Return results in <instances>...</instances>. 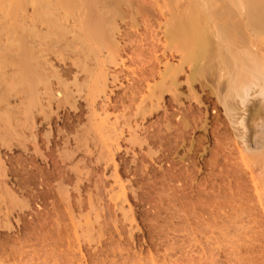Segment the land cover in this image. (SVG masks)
Here are the masks:
<instances>
[{
  "label": "rangeland",
  "instance_id": "374dc122",
  "mask_svg": "<svg viewBox=\"0 0 264 264\" xmlns=\"http://www.w3.org/2000/svg\"><path fill=\"white\" fill-rule=\"evenodd\" d=\"M76 1L82 4L90 0ZM262 1V6L264 8V0ZM99 2L105 7L101 10L106 11L104 17H112L113 0H99ZM138 5L142 6H138L140 12H138L139 15L137 14V24L133 27L129 25L126 26L124 20V22H121L122 19L128 21V17L127 19L124 17L120 20V16H116L118 18H116V22L120 31H123L122 33L124 34H128L129 37V40L126 42V38L119 36L121 33L114 35L116 41H119L120 45L116 50L117 52H115L117 56L112 54V52L110 54V51L107 50L94 51L95 53L91 51L87 53V55L84 50L80 48L82 45L81 42L85 40H79V44L77 41L76 44L73 45L75 47L72 46L73 49L79 47L80 52L77 51L76 53L75 50V53H73L74 50L71 49L72 47L70 48L72 52H67L65 50L69 47H64V50L60 52V54H55L54 50H57L56 47H53L52 49L54 50L49 51L47 54L45 53L46 55L40 56V60H45L52 67L51 69L54 68V70L60 71L70 68L72 70V78L68 77V79L66 78L67 80L65 79V82H67V85L70 87L68 90L74 88L72 86L74 82L72 81L75 80V77L73 76L77 75L76 81L81 83L80 87H82V90H78L79 92L77 91V94H75L76 91L73 89V92L75 91V108L69 107L70 105L68 106V104L59 108L52 106L49 107V109L46 108L47 113L53 117V121L46 120L43 122L42 119L39 118L37 123L39 124V121H42L43 124L39 129L34 128V125L28 122V127L23 134L25 138H20L19 135H17L18 132L14 127L13 120L12 122L10 121V117L12 116V118H14L15 113L18 112L17 109L19 105L18 100H16L17 96L13 95L14 90L12 91V89H10V92L6 90L7 93L1 92L3 96L1 94L0 98L5 97V100L1 99L0 101V264H264V214L259 196L253 188L255 184L254 178L256 175L258 177L260 171L255 165H247L248 160L246 161V159H244L246 156L249 158L251 155L255 154L254 152L263 151L264 149L263 137L262 140L260 138L262 141L261 146L255 143L256 140L261 137L260 125L262 118H264V103L261 101L259 102L258 99L253 98V95H250L249 101H252L253 104L252 102H247L248 104L246 107L249 109L253 107L254 110L258 111L260 116L258 119L252 121L251 118H249L248 109V112L245 113L247 117L245 116L244 119V123L248 127L247 130L245 129L246 132L242 129V126H238L235 123V125H231L230 122H228L227 126L224 125V128L221 123L224 115L222 107L217 105L216 108L212 104L215 99L214 97L212 98V95H208L209 99L206 100V96H204L206 95V91L198 90L196 91L197 99H190L187 97V93H189L188 90L186 91L183 89L185 87H181L179 92L182 91L183 97H181L182 95L180 96V101L184 106L190 105L191 107H195L199 115L203 117L198 115L200 117V121L197 125L198 127L196 126L195 129H190L185 134L184 141L182 139V142H180L181 139H176L177 142H172L174 143L172 144L171 141L174 140L168 139V137L166 138L167 133L164 132V127L167 122L163 121L164 124L162 123V125L157 128V115L149 119L141 118L142 116L140 117V114L138 115L136 106L142 92L134 96V101L129 99L122 103L119 99L127 96L132 88L131 86L134 83L136 72H138V66L141 63V61L139 63L138 57H142V60H148L150 56L149 50L147 49L150 40L153 39L146 32L144 21H152V29L154 33L158 32V36L160 37V28L157 25L158 23H160V26L163 24L164 13L167 15L166 13H169L170 9L174 6V4H171L168 0H147ZM31 6L30 4V6L26 8V18L33 9H31ZM158 7H161V9ZM4 8L5 9H1L0 12L1 21L4 23L7 21L5 24L10 21L13 22L14 19L11 14L13 16L15 15L9 12L11 13L9 16L13 19L12 21L7 13L10 10L6 11V8L9 9V7ZM44 9L45 8L40 11L42 12ZM50 11L51 10H44L42 13ZM57 11L62 14L63 9H57ZM98 11L101 13L99 9ZM21 14L22 13L18 11L17 16H21ZM77 15L78 13L74 17L76 18ZM37 18L38 16H36L35 19ZM72 18L73 17L69 16L67 19L68 22L66 21L63 24H66L65 28L67 29V34L64 27L61 29L67 35H63L66 37L64 39H67V41L73 39V34L78 35L79 32L81 33L78 27L76 30L77 23ZM143 19L144 23L141 21ZM63 21H65V19ZM107 21L108 20H105L102 26L109 25V21ZM62 22H59L60 26H62ZM54 25H56V23ZM54 25H52V30L51 27H49L48 30H50V32L53 31V35L55 33L58 35V30H60L59 25H56V27H54ZM6 26L7 28L8 26L11 28V23ZM7 28L5 27L4 30ZM44 29H46L47 34H50L43 25L41 31L45 33ZM19 31L21 32V29L16 30L17 33L21 34L22 32L20 33ZM68 31L70 33H68ZM19 34L16 35L20 37ZM18 36L14 37L18 38ZM57 37L60 38V40L63 38ZM122 38L125 43L122 42ZM60 42L62 43L61 45L65 46L66 40H63L64 43L59 41L57 45H60ZM3 43H5V41H2V47L7 45H3ZM91 43L93 44V41L89 42L86 40L82 45L83 49L86 48L84 45L93 46ZM159 43L160 41L157 42L160 46ZM10 44L5 49H9L10 46H14L16 43L13 45ZM14 49L17 50L18 47ZM14 49L11 51V53L13 52L12 54H16L15 52H17ZM138 50L142 51L144 54L141 53L140 55L139 53L137 55L138 52L136 51ZM2 52L3 50L0 53ZM159 52L157 51L156 53L158 56L160 55ZM57 54H59V56ZM107 55L109 57H107ZM112 55L113 57L116 56V63H113V60H111ZM170 59H168L169 63H177V59ZM173 59L176 61L174 62ZM78 62L80 66L83 65V70L85 68L84 71H80V67L73 64ZM159 66V69H161V64ZM14 72V67L8 69L9 76H12ZM117 72L120 73L119 79L114 82L112 81V75H114V73L118 74ZM74 73L76 74L73 75ZM102 73H106L110 77L107 75L109 78L106 80L107 83L104 86L105 88H103V91L99 92L93 100L92 97H89L92 92H95V90H93L94 88L91 86L92 81L90 82V80L99 78ZM8 79L4 82H8L10 80ZM60 92L61 94L59 95L58 93ZM64 92H66L65 89L61 90L54 88L51 93L58 94L59 97H61ZM197 94L199 96L201 95L199 99ZM185 97H187L188 100ZM202 98L205 99L203 100ZM116 100H118V102ZM101 104L107 105L103 107ZM112 105L114 108H112ZM98 107H100L101 111ZM91 109L93 111L98 110L96 112L94 111L98 116L95 115V118H93ZM102 109L104 112H102ZM243 109L244 108L237 110L236 115H242ZM170 112L171 111L168 110V112L166 111L167 114L163 113V115H168ZM160 114L158 117L164 118V116H160ZM81 115L82 117L79 119ZM103 115L107 117H102ZM99 122H101L102 125L100 126V131H97L94 125ZM11 123L13 124L11 125ZM74 124L79 127H76L78 131L77 129L74 130L76 132L73 131ZM148 124L153 125L150 129L152 133L155 134V132L159 130L157 136H161V140L158 141L156 140L157 136L152 134L154 144L152 143L149 148L151 153L147 148L149 146H147V143L145 144V134L143 135L144 128H146ZM217 124H219V126ZM32 126L33 128H31ZM237 129L239 132H245L246 137L244 138V142L234 136L238 134ZM208 131L214 132H211V137L214 134L212 138H209L210 132ZM48 132L50 136L47 140L44 134ZM56 134H60L61 138L58 139ZM53 136H55L56 142L52 141L54 140ZM71 136L78 139L80 138V141L78 139H76L77 142H75L76 140H71L70 138H73ZM206 136H208V138ZM234 137L237 139V142H235L236 139ZM24 139L26 140L24 141ZM65 139L69 143L66 142ZM20 140H22V143ZM50 140L55 143L52 144ZM78 141L79 144L77 145L76 143H78ZM238 142L239 145H237ZM197 143L201 146L199 147ZM194 144L198 146H194ZM191 146L192 148L193 146L194 148L199 147V149L197 148L198 151L196 150V152L193 153L188 151V148ZM47 148H50L51 151L47 150ZM241 149H243V152H241ZM158 151H160L161 154ZM70 153H72V155ZM38 154H41V158L38 157L39 159H36L34 163L35 167L30 170L28 162L32 156H38ZM63 155L65 157L67 156L68 159L61 161L62 157H64ZM19 162L24 163L19 164ZM204 162H209L211 165H207L208 167L205 168L203 166L204 164L202 165ZM50 164H52V167ZM54 165L62 168L61 172H63H60L62 176L64 174L62 179H64L65 176L67 177L64 179L65 181L61 180L62 183H57L60 182V180L56 179L57 177H54L55 179L52 178L50 182V186L51 184L53 186H51L52 194L58 191L59 196L56 192L54 193L56 195L53 194L55 197L52 195L51 198L49 197L46 200L43 198L45 200L43 201L41 196V178L45 177L46 174H50ZM21 167L24 168L23 171H21ZM172 171L180 177L185 174V176L191 175L192 184L194 183L193 185L196 187H199L200 184L206 185L207 188L204 189V191L201 189L202 193H200V191H189L193 198L197 197L196 199H198V196L201 195L200 198L204 202H222V208H217V210L215 207L208 206L210 207L208 208L205 206L206 213L201 214L200 212L201 215L204 214L202 217L200 216V218H205V221L201 220V222L199 219V223L191 224L190 221L186 222L188 220H184L185 224L182 222V225H180L181 223H178V220L175 219L178 207L172 202H168L169 204H161L162 201L159 199L165 195L166 190L164 187L166 185H163L162 181H167L162 177ZM182 172L184 175L182 174L181 176L180 173ZM19 174H22V180L24 179L23 183L21 182L22 180L20 181L21 178ZM159 177L162 179H160L162 184L158 182ZM233 177L238 182L233 179ZM19 182H21L22 187ZM59 184L60 186L63 185L59 187ZM230 184L232 186L235 185V187L238 186V189L240 188L241 192H243L240 197L241 199L238 196V198L232 196L234 193V191L232 193V190L236 188L233 189ZM166 192L171 193V190L167 189ZM198 192L199 195L197 194ZM167 195L171 197L170 194ZM234 197L235 200L237 199V202L234 201ZM241 208L243 209L239 212L238 210ZM236 210L237 212H235ZM230 217H233V219ZM37 218H39V220H37L39 223L35 221ZM44 221L47 223L45 225L42 223V225L41 222ZM24 223H26L28 227ZM34 223L35 225L37 224L36 227H34ZM40 224L44 226L41 230L38 229ZM20 226H23V229L27 228L25 231L23 230L25 235L21 233L22 236L24 235L25 237L19 236L20 232H23L22 230L19 231ZM181 228L184 230L180 231ZM194 228L196 232L193 231ZM186 231L188 232L186 233ZM203 231H206V234ZM37 233L40 234L36 236ZM48 236L50 237L48 240H54L53 242L57 240V247L55 246V248L53 246V248L49 246L43 248L44 250L40 249L41 242L47 240ZM211 236L214 238L212 239ZM23 238H25V240ZM45 242L48 243V241ZM57 244H59L60 247ZM43 251L46 252L44 253ZM210 252L212 253L210 254ZM63 256H66V260L62 258ZM197 259H199L198 262ZM67 260L69 262H67Z\"/></svg>",
  "mask_w": 264,
  "mask_h": 264
},
{
  "label": "bare ground",
  "instance_id": "6f19581e",
  "mask_svg": "<svg viewBox=\"0 0 264 264\" xmlns=\"http://www.w3.org/2000/svg\"><path fill=\"white\" fill-rule=\"evenodd\" d=\"M144 1H147V0H135V1L134 0H113L112 17H106L105 18L104 16L106 14V11H104V10L101 11L105 7L99 2V0H95V1L90 0L89 2H87V3L85 2L82 4L78 3L76 0H56V1H52V0H0V12H1V9H5L4 7H9V9L6 8V11L10 10L7 12L8 16L11 13H13L15 15V16H13L11 14L14 21L9 16V18L12 19L13 22L8 21L9 23H7V24L11 23V26H10L11 28H9V26L7 28V26H6L7 24H5L7 21L5 23L2 22L1 17H0V52L3 50V52L0 53V95L2 94L1 92L7 93L6 90H9V92H10V89H12V91L14 90L13 95L17 96L16 100H18V105H19L18 109H17L18 112L15 111L17 113H15L14 118H12V116L10 117L11 118L10 121L12 122V120H13L14 127L16 128V131L18 132L17 135H19L20 138H25L23 136V134L25 133V129L28 127L27 126L28 122H31L32 125H34V128L39 129L43 126L42 121L43 122L46 120L53 121L52 120L53 117H51V115L47 113L46 108L49 109V107H51V106L59 108V107L64 106L66 104H68V106L70 105L69 107L75 108L74 93L76 91L75 94H77L78 90H80V89L82 90V87H80L81 83L76 81L77 80V75H75L76 73L73 74V75H75V76H73V77H75V80L72 81V82H74V83H72L73 84L72 86L74 87L73 89H75V91L73 92V89L68 90V88L70 89V87L67 85V82H65V81L68 79V77L72 78L71 77L72 70L70 68L62 69L60 71L54 70V68L51 69L52 67L45 60H40V56H43L45 53L47 54L49 51L54 50V49H52L53 47L54 48L56 47V50L58 51L57 52L54 50L55 54L56 53L60 54V52H62L64 50L63 49L64 47H69L68 48L69 50L68 49L65 50L68 52V51H70V48L76 44L77 41L79 44V40L80 41L88 40L89 42L93 41V44L91 43V45H93V46H89V45L85 46L84 45V47H86L85 49H83V47H82V45L85 41L81 42L82 45L80 44L81 45L80 48L82 50H84V52L86 54L90 53L91 51H93V53H95L94 51L98 52V51H102V50H104V51L107 50V51H110V54H111V52H112V54H115V52H117L116 50L119 48L120 45H119V41H116L114 35L121 33V35H119V36L126 38L127 39V40L125 39L126 42L129 40L128 34H126V33L124 34V33H122L123 31H120L119 26L116 22V18L118 16H120L119 19L121 20L124 17L126 19L128 17L129 18L128 21H126L125 19H122L121 22L124 20L125 22L124 21L123 22L125 23L126 26L129 25L130 27H133L134 25L137 24V21H136L137 20V14L139 15L138 12H140V10H139L140 8L138 9V6H142V5H138V4H142V3H144ZM168 1L171 4H174V6L172 9H170L169 13H166L167 15H165V13H164L163 24H161V26H160V23H158V25H157L160 28V31H159L160 37L158 36V32L154 33V31L152 29V24H151L152 21L146 22V20L144 21V19L141 20L142 23L145 22L144 27L147 30L146 32L153 39V40H150V43L148 44V49L145 48V49L149 50L150 56L148 57V60L147 59L142 60V57H140L141 59L138 57L139 63L141 61L142 64L140 63L138 66L140 69L138 68V70H137L138 72H136V77H135L134 83L131 86L132 88L128 92L127 96L121 97L119 99L121 100L122 103L126 100H129V99L131 101L132 100L134 101V99H135L134 96H136L137 94L139 95L142 92L143 94L142 93H141L142 95L140 94L141 97L139 96L140 99H139L137 106H136L137 110H138V115L140 114V117L142 116L141 118H145V119H149L150 117L157 115V117H156L157 128H159V126L162 125L163 121L167 122L165 127H164V132L167 133L166 138L168 137V139L174 140V141H171V143L172 142L176 143L177 142L176 139H178V140L181 139L180 142H182V139L184 141L185 134L190 129L196 128V126L198 125V123L200 121V117L202 116V115L201 116L199 115V113L197 112L198 110L195 109V107H191L190 105H187V104H186L187 106H184V104L180 101L181 97H183L182 91L179 92V89H181V87H185L183 89H185L186 91L188 90L189 93L186 92L188 95V96L187 95L186 96L190 99L191 98L197 99L196 91H198V90L206 91V95H204V96H206V100H208L209 96L212 95V98L213 97L215 98L214 103L212 102V104L215 107L217 105H220L222 107V111H223L224 115H223V120H221L222 121L221 123H222L223 127H224V125L227 126L228 122H230L231 125L236 124L238 126H242V129H244V131H245V129L247 130L248 127L245 125L244 119L246 116L245 113H247L248 109H249L248 107H246L248 104L247 102H252V101H249L250 95H253V98L258 99L259 102L261 101L264 103V8L262 6L263 1L262 0H182V1L181 0H168ZM29 3L33 6V7L31 6V9L32 8L33 9H32V11H30V15L28 13L29 16L26 18L25 17V14H27L26 8H28L30 6ZM43 8H45L44 9L45 11L51 10L52 12L51 11L47 12L48 14L42 13L44 10L42 12L40 10ZM61 8L63 9L62 14L59 11H57V9L62 10ZM158 8L161 9V7H158ZM46 9H48V10H46ZM98 9L101 11V13L98 11ZM18 11L21 12L22 13L21 16H24V17H21L19 15L17 16ZM9 12H11V13H9ZM3 13H4V10H3ZM75 13L76 14L78 13V15H77L78 17L76 16V18L74 17L76 15ZM36 16H38L37 19H35ZM69 16L73 17L72 19H74V21L77 23V25L75 23L76 30L78 27V29H79V31H81V33L79 32L80 36H79V33H78V35L73 34L72 35L73 39H69V41H67V39H64L66 37L63 36V35L67 34V31H66L67 29L65 28L66 24L65 25H63V24L66 21L68 22L67 19ZM64 19H65V21H63ZM105 20L109 21V25H105L107 27L102 26V24ZM59 22H62L61 23L62 26H60ZM55 23H56V25H59L60 30H58V32L60 33V31H61V33H60L61 36L59 33H57L58 35H56V33L53 35L54 32L53 31L50 32V30H48L49 27H51V30H52V27H53L52 25H54ZM43 25H44V27L47 28V31H48V33L50 32V34H47L46 29H44L45 33L43 31H41L43 29ZM56 25H54V27H56ZM5 27L7 29L4 30ZM39 27H41L42 29ZM62 27L65 28L64 30H65L66 34L64 33L63 30H61ZM17 29L18 30L21 29L22 33L20 31L19 32L22 35L17 33L18 31L16 32ZM69 31L71 32L70 29H69ZM69 31H68V33H70ZM12 34H14V35H12ZM16 34H19L20 37ZM14 36H16V37L18 36V38H15ZM57 36L63 37V38H61V40H60V38H58ZM141 39H142V37H141ZM63 40L64 41L66 40V42L64 44L65 46L61 45L62 44L61 42H60V45H57L59 41L63 42ZM2 41L3 42L5 41V43H3V45L4 44H7V45H4V47H2V44H1ZM159 41H160L159 44L161 47L157 44V42H159ZM122 42H124V39ZM8 43L9 44L11 43L10 45L18 43L19 45L17 44L18 45L17 46L15 44L14 46H10L12 48L9 47V49H5L8 47V45H9ZM143 44H145V43H143ZM138 45H140V44H138ZM17 47H18L17 50L14 49ZM73 47H75V46H73ZM73 47L71 49H73ZM90 47L92 48V50ZM132 47H134V46H132ZM78 48H74L73 53H75V50H76V53H77V51L80 52V48L79 49ZM140 48H142V47H140ZM13 49L17 51V52H15L16 54H12L13 52L11 53V51ZM143 50H144V47H143ZM159 50H160V52H159ZM142 51H140V50L136 51V52H138L137 55L139 53L141 55V53H143ZM157 51L160 54L159 56L156 54ZM70 52H72V50ZM59 54H57V55L59 56ZM107 57H109V56L107 55ZM115 57H113V55L111 57L112 58L111 60H113V63H116ZM170 58L171 59L172 58L177 59V63H175V64L169 63L168 59H170ZM162 60H165V61H162ZM105 61H106V59H105ZM173 61H174V59H173ZM73 64H76L77 67H80V71L85 70V68L83 70V67H82L83 65L80 66L79 62L73 63ZM160 64L162 67L161 69H159ZM12 67H14L15 72L12 74V76H9L10 74L8 75V69L12 68ZM119 74L120 73H118V74L114 73V75H112V81L115 82L116 80H118ZM107 75L108 74H106V73H102L99 78H97V79L95 78V80L94 79L90 80V82L92 81L91 86L94 88L93 90H95V92L94 93L92 92V94H90L91 96L89 95V97H92L93 100L98 95V93L102 92L103 88H105L104 86L107 83L106 80H107V78L110 77L109 75H108L109 77ZM7 79L10 82L6 81V83H5L4 81ZM54 88H58L61 90L65 89L66 92H64L63 96L59 97L61 92L58 93L59 95L51 93ZM142 88H143V90H142ZM2 96H3V94H2ZM9 96H10V94H9ZM200 96L198 97V99L200 98ZM187 97H185V98L188 100ZM1 99L5 100V97H3V98L1 97L0 101H1ZM202 99L204 100L205 98H202ZM93 100H91V101H93ZM206 100H205V102H206ZM103 101H104V99H103ZM116 101L118 102V100H116ZM190 101H192V100H190ZM2 102H3V100H2ZM114 102H115V100H114ZM252 104H253V102H252ZM104 105L106 106L107 104H104ZM104 105H102V106L105 107ZM98 108L101 111L100 107H98ZM98 108H96V109H98ZM109 108H111V107H109ZM112 108H114V106ZM241 108H244L242 111L243 113H241L242 115H240V114H239V116L236 115V111L241 109ZM92 109H91V111L93 112L92 115H93V118H95L94 116L97 114L95 112L98 110H96V111L94 110L95 111L94 112ZM168 110H170L171 112L168 115L164 116L163 113L165 114L166 111L168 112ZM102 112H104V110ZM200 113H201V111H200ZM159 114H160V116L163 115L164 118L158 117ZM248 114H249V118H251L252 121L255 119H258L260 116L258 111L254 110L253 107H252V109L250 107ZM96 116H98V115H96ZM5 117H7V116H5ZM76 117H78V116H76ZM81 117H82V115L79 116V119ZM102 117H107V116L103 115ZM39 118H41L42 121L41 122L39 121V124H38L37 121ZM76 119H78V118H76ZM5 121H7V120H5ZM78 122H80V121H78ZM13 123H11V125ZM217 123H218V121H217ZM219 124H217V125L219 126ZM76 125H77V123H76ZM76 125L74 126L73 131L75 129L79 128ZM101 125H102L101 122L94 125V126H96L95 128L97 131L98 130L100 131ZM212 125H214V124H212ZM260 126H261V135H260L261 137H259V138L257 137L258 140H256L255 143L257 145L261 146L262 137H263V141H264V118H262ZM14 127H13V129H14ZM152 127H153L152 124H148L146 126V128H144V133H143V135L145 134V139H146L145 144L147 143V146H149V147H147L148 151H150L149 148L153 143V139H154L153 135L157 136L159 133V130L156 131L155 134L152 133V131L150 130ZM31 128H33V126ZM204 128H205V126H204ZM153 130H156V129H153ZM77 131H78V129H77ZM74 132H76V131H74ZM208 132H210L209 133V138H210L211 132H213V131H208ZM237 132H238V134H237L238 136L237 135H234V136L237 139L242 140V142H244L245 141L244 138L246 137L245 136L246 131L243 133V132H239L237 129ZM57 133H59V132H57ZM77 135L78 134L76 133V136ZM44 136L48 140L50 133L49 132L45 133ZM56 136L58 137V139L61 138L60 134H56ZM213 136H214V134H213ZM71 137H73V136H71ZM206 137L208 138V136H206ZM20 138H18V139H20ZM53 138H54V140H52V141L56 142L55 136H53ZM260 138H261V140H260ZM70 139L76 140L78 138L73 137ZM237 139L235 142H237ZM22 140H20V142ZM25 140L26 139H24V141ZM156 140L160 141L161 136L160 137L157 136ZM208 140H210V139H208ZM79 141H78V143H76L77 145L79 144ZM50 142H51V140H50ZM55 142H51V143L54 144ZM66 142H68V141L66 140ZM75 142H77V140ZM161 142H163V141H161ZM64 143H65V141H64ZM165 143H167V142H165ZM194 143H196V142H194ZM199 143H197V144L199 145ZM172 144H174V143H172ZM191 145H192V143H191ZM198 145L194 144V146H198ZM237 145H239V142L237 143ZM176 146H177V144H176ZM194 146H193V148H192V146L189 147L188 151H191L192 153L196 152L197 148L199 149V147L201 145H199V147H196V148H194ZM238 148H239V146H238ZM72 149H74V148H72ZM76 149H77V147H76ZM247 149H248V147H247ZM47 150L51 151L50 148H47ZM263 151H264V149H263ZM263 151L260 150L259 152L256 151L257 153L254 152L255 154L251 155L249 158H247L248 156H246V157L244 156L245 157L244 159H246V161L248 160L247 165L248 164L250 166L255 165V167L258 168L260 171L258 174V177L256 175L254 178L255 184H254L253 188L259 196V200L261 202V206H262L263 214H264V152ZM158 152L160 153V151H158ZM241 152H243V149H241ZM150 153H151V151H150ZM70 154L72 155V153H70ZM38 157L41 158V154H38V156H32L30 158V160L28 159L29 160L28 163L30 165V170H31V168L35 167L34 163H35L36 159H39ZM151 157H152V155H151ZM65 159H68L67 156L62 157L61 161L62 160L64 161ZM41 160H43V159H41ZM52 160H54V159H52ZM205 162L202 163V165L204 164L203 166L205 168L208 167L207 165H211L209 162H208L209 164L205 163ZM22 163H24V162H22ZM22 163L19 162V164H22ZM51 165L52 164H50V166ZM19 166H21V165H19ZM23 167H21L22 168L21 171H23V169H24ZM249 168H251V167H249ZM61 170H62V168L60 166L54 165L53 170L50 172V174H46V176L44 174L45 177L41 178L42 179V181H41L42 195H41V193H40V195L42 196V199L44 198L46 200L49 197L51 198V196L56 192H57L56 194H58V196H59L58 191H56V192L53 191L54 193L52 194L51 188L53 186H52V184H51L52 187L50 186V182H51L52 178L55 179L54 177H57L56 179L60 180V182H57V183H62L61 180H64L67 176H65L64 179H62L64 174H63V176L60 174ZM45 173H46V171H45ZM180 174L182 176L183 172ZM185 175L180 177L179 175H177L175 172L173 173V171H172L171 173L163 176L162 178H164V180L167 181V182L162 181L163 185L165 184L166 185V186H164L165 189L166 190L170 189L171 193H167L165 190V195L164 196L162 195L163 197L159 198L162 201L161 204H167L168 202H172L175 206L178 207V209L176 210V214H175L176 218L175 219L178 220V223H181L180 225H182V222L185 224L184 220L185 221L188 220L186 222L190 221L191 224H196L197 222L199 223V221H198L199 219H200V221L201 220L203 221L205 218L202 219V218H200V216L202 217L206 213L205 206L215 207L216 209L222 208V204H221L222 202L218 203L219 201L216 202L215 200H214L215 202H212V201L211 202L210 201L204 202L200 198L201 195L198 196L199 197L198 199H196L197 197L193 198L192 195H190L189 191H191V190H193L195 192L200 191V193H202L201 189H203V191H204V189H206L207 187L205 184H200L199 187L194 186L193 185L194 183L192 184V178L190 177L191 175H189V176L188 175L185 176ZM21 176H22V174L20 175V178H21L20 181L22 180ZM235 178L237 179L236 175H235ZM235 178L233 177V179H235ZM160 179L161 178L159 177L158 182H161L162 179L161 180ZM18 180H19V177H18ZM18 180H16V181H18ZM23 180L21 181L22 183H23ZM236 181H235V183H236ZM21 182H19V183L22 187ZM162 182L160 184H162ZM170 182H171V184H170ZM115 183H117V182H115ZM20 185H18V186H20ZM61 186L59 184V187H61ZM231 187L233 189L234 188L237 189V191H236V189L232 190V193L234 191L232 196H235L236 198H238V197L240 198L243 194V192H241L240 188L238 189V186L235 187V185L234 186L231 185ZM232 188H230V189H232ZM21 190H22V188H21ZM57 190H60V189L58 188ZM26 193H28V192H26ZM56 194H54V195H56ZM163 194H164V192H163ZM167 194H170L171 197H169ZM197 194L199 195V192ZM217 195H218V193H217ZM235 197H234V201L237 200V199L235 200ZM44 199H43V201H45ZM185 200H187V201H185ZM230 201H232V200H230ZM214 205H216V206H214ZM208 208H210V207H208ZM236 209H238V208H236ZM242 209L243 208H241L238 211L240 212V211H242ZM200 212H201V214L202 213H204V214L201 215ZM235 212H237V210ZM228 214H230V213H228ZM230 218L233 219V217H230ZM37 220H39V218H37L35 221H37ZM177 220H175V221H177ZM42 223H44V225H45L47 222L45 223V221H44V222H41V224ZM229 223H230V221H229ZM252 223H253V221H252ZM24 224L27 226L26 223H24ZM24 224H22V225H24ZM41 224H40L41 227L40 226H39L40 228L38 227V229H40V230L42 229V227H44V226H42L43 224L42 225ZM20 225H21V223H20ZM34 225H35V223H34ZM36 225L34 227H36ZM85 225L89 226L88 224H85ZM90 225H92V224H90ZM205 226H206V224H205ZM29 227H30V225H29ZM192 228H193V226H192ZM26 229H23V226L19 227V231H21V230L25 231ZM181 230L183 231L184 229L181 228L180 231ZM24 231L20 232L19 236H22V234L25 235ZM190 231H192V230H190ZM190 231H189V233L191 234ZM193 231L196 232L195 228L193 229ZM200 231H201V229H200ZM187 232L188 231H186V233ZM203 232L206 234V231H203ZM39 234L37 233L36 236ZM205 234H204V236H205ZM24 235L22 237H25ZM192 235H193V233H192ZM41 237H40V239L42 240ZM38 238H39V236H38ZM48 238H50V237L48 236L47 240H45V241H48V243L45 242L44 240H43L44 242H41L42 244H40V247H39L40 249L44 250L43 248H46L49 246L55 247L56 243H58L57 240L55 242H53L54 238L52 239L53 241H51V239L48 240ZM58 238H60V237H58ZM211 238L213 239L214 237L211 236ZM23 239L25 240V238H23ZM190 239H192V238H190ZM24 240H23V242H24ZM201 241H203V240H201ZM39 243H40V241H39ZM195 243H197V242H195ZM59 244H57V245H59ZM22 246H21V249H22ZM59 247H60V245H59ZM59 247H58V249H59ZM31 248H33V247H31ZM211 253L212 252H210V254ZM207 254H209V253H207ZM51 255H53V254H51ZM66 256H63L62 258L65 259ZM197 258H199V257H197ZM212 259H213V257H212ZM65 260H64V262H65ZM198 260L199 259H197V262H198ZM200 260H201V258H200ZM67 262H69V261L67 260ZM182 263H183V261H182Z\"/></svg>",
  "mask_w": 264,
  "mask_h": 264
}]
</instances>
